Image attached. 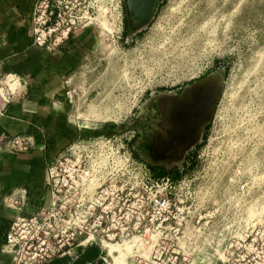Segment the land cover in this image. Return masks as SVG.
<instances>
[{
	"label": "rangeland",
	"instance_id": "obj_1",
	"mask_svg": "<svg viewBox=\"0 0 264 264\" xmlns=\"http://www.w3.org/2000/svg\"><path fill=\"white\" fill-rule=\"evenodd\" d=\"M55 2L70 11L67 15L85 16L94 34L91 50L67 79L69 119L81 130L70 145L134 132L128 145L132 169L148 171L151 181L129 180L120 165L118 185L129 180L153 195L167 191L180 207L177 224L140 228L151 239L140 235L118 243L92 242L104 250V264H220L231 244L250 247L253 262L264 264V225L253 232L257 241L237 243L229 238L249 226L214 223L200 232L194 225L180 224L183 217H193L195 202L211 205L214 197L225 196L224 189H243L241 194L249 191L251 196L264 191V0H165L148 25L131 32L125 0ZM212 74L224 77V89L200 141L176 159L157 158L154 148L162 133L165 99ZM181 204L188 206L184 213ZM254 210L248 208L246 218ZM35 214L39 216L30 235L47 233L53 248L68 243L63 211L40 209ZM69 243L71 257L63 258L72 259L83 248L76 247L79 241ZM51 245H34L26 261L51 264L60 259L34 258Z\"/></svg>",
	"mask_w": 264,
	"mask_h": 264
},
{
	"label": "built area",
	"instance_id": "obj_2",
	"mask_svg": "<svg viewBox=\"0 0 264 264\" xmlns=\"http://www.w3.org/2000/svg\"><path fill=\"white\" fill-rule=\"evenodd\" d=\"M68 13L70 11L62 10L55 0H36L32 11L34 45L53 53L64 45L72 34L88 27L84 21L87 19L85 16L76 14L72 17L67 15ZM27 89L28 82L22 76L15 73L3 76L0 79V116L5 115L14 102L22 99ZM68 94L71 95V92ZM134 137L135 133L131 132L122 137L79 141L68 146L49 166L45 183L46 195L42 199L44 206L39 210L63 211L65 232L72 241H79L77 248H87L97 241L123 242L140 235L151 239L147 229L144 228V233L140 232L141 227L177 224L176 214L179 213L180 207L169 197L167 191L153 195L146 192L145 186L137 188L129 181L131 178H141L146 183L151 181L148 171L137 172L132 169V156L128 145ZM32 145L30 137L0 138V151L7 149L14 153H24ZM120 165L126 167V175L129 176L123 186H119L118 179L116 180ZM241 191L238 193L237 190L224 189L225 196L214 197L211 205L198 200L191 206L194 210L193 217H183L180 224L194 225L198 227L196 231L200 232L205 231V226L214 223L249 226L250 228L240 235L230 237L229 241H257L258 233L253 237V232L256 227L264 225V213L248 221L245 209L251 197H263L261 202H264V191L261 189V194L254 196H251L249 191L247 194H241ZM181 205V212L184 213L188 206ZM22 210V207L17 208L18 214L6 236L5 249L12 256V264H34L26 261L31 249L34 245L50 246L52 237L40 230L30 235L36 227L39 214L25 211L23 214ZM135 210H138V214ZM222 210L226 212L223 214ZM69 240L57 248L51 245L50 251L41 250L42 255L36 253L34 258H50L56 255L61 258L71 257ZM241 248L242 245H229L225 260L220 264H256L250 258L253 255L250 247Z\"/></svg>",
	"mask_w": 264,
	"mask_h": 264
},
{
	"label": "crops",
	"instance_id": "obj_3",
	"mask_svg": "<svg viewBox=\"0 0 264 264\" xmlns=\"http://www.w3.org/2000/svg\"><path fill=\"white\" fill-rule=\"evenodd\" d=\"M36 0H0V79L15 73L26 79L28 89L0 116V138L30 137L27 152L0 151V264H12L5 249L6 236L22 207L34 213L45 198L51 163L81 130L69 119L66 84L84 61L94 42L91 28L72 34L56 52L34 45L32 11ZM13 204V206L11 205ZM75 258L51 264H104V250L97 246L77 249Z\"/></svg>",
	"mask_w": 264,
	"mask_h": 264
},
{
	"label": "water",
	"instance_id": "obj_4",
	"mask_svg": "<svg viewBox=\"0 0 264 264\" xmlns=\"http://www.w3.org/2000/svg\"><path fill=\"white\" fill-rule=\"evenodd\" d=\"M164 1L125 0L128 17L133 26L140 30L148 25L156 9ZM223 87L221 79L208 76L190 87L187 86L180 95L165 99L160 123L162 133L154 148L157 158L176 159L200 141L205 127L213 118Z\"/></svg>",
	"mask_w": 264,
	"mask_h": 264
},
{
	"label": "bare ground",
	"instance_id": "obj_5",
	"mask_svg": "<svg viewBox=\"0 0 264 264\" xmlns=\"http://www.w3.org/2000/svg\"><path fill=\"white\" fill-rule=\"evenodd\" d=\"M102 23V25L105 27V28H109L108 26H107V23H103V22H101ZM111 29H112V27H110ZM107 30V29H106ZM110 30V29H109ZM211 77H217V78H219V79H221V81H223V83H224V79H223V77H222V75H220V74H212V75H210ZM188 87H190V86H188ZM223 89H224V87H223ZM223 92V91H222ZM97 106H98V104H97ZM96 106V107H97ZM103 109H104V106H103ZM94 110V112H96V109H93ZM107 111V110H106ZM90 117V116H89ZM100 119H102V118H100ZM94 121H96V120H94ZM100 121V120H99ZM103 121V120H102ZM249 165V164H248ZM251 174V173H250ZM261 182V181H260ZM262 198L263 197H251L250 198V200H249V202H251L252 204H251V206L250 207H248V201H247V206H246V209H245V211L248 209V208H252V209H255L254 210V212L252 211V212H249L251 215H249L250 217V219L249 218H247L248 219V221H251V220H253V219H256L259 215H261L262 213H264V211H262V208H264L263 206H264V202H261V200H262ZM259 206V207H258ZM256 208H259L258 210H256ZM138 238V236H135L134 238H132V239H130V240H134V239H137ZM129 241V240H128Z\"/></svg>",
	"mask_w": 264,
	"mask_h": 264
},
{
	"label": "flooded vegetation",
	"instance_id": "obj_6",
	"mask_svg": "<svg viewBox=\"0 0 264 264\" xmlns=\"http://www.w3.org/2000/svg\"><path fill=\"white\" fill-rule=\"evenodd\" d=\"M128 22L130 23V27H129V29H130V31H128V32H131V31H134V26H133V22L128 18ZM133 26V27H132ZM133 28V29H132ZM127 31V30H126ZM125 31V32H126ZM138 31V30H137Z\"/></svg>",
	"mask_w": 264,
	"mask_h": 264
},
{
	"label": "trees",
	"instance_id": "obj_7",
	"mask_svg": "<svg viewBox=\"0 0 264 264\" xmlns=\"http://www.w3.org/2000/svg\"><path fill=\"white\" fill-rule=\"evenodd\" d=\"M155 173L157 174V176H162L163 175V171H157Z\"/></svg>",
	"mask_w": 264,
	"mask_h": 264
}]
</instances>
